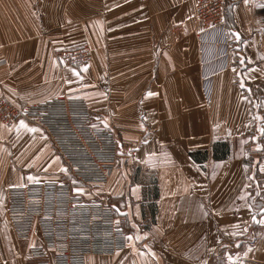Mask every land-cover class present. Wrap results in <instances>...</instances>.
<instances>
[{"label":"crops","instance_id":"1","mask_svg":"<svg viewBox=\"0 0 264 264\" xmlns=\"http://www.w3.org/2000/svg\"><path fill=\"white\" fill-rule=\"evenodd\" d=\"M82 47V67L56 56ZM0 63V99H82L130 151L106 186L129 247L87 264H264V0H230L225 31L194 0H0ZM29 122H0V264L41 244L15 236L8 190L59 181L53 156L26 174L47 151Z\"/></svg>","mask_w":264,"mask_h":264},{"label":"built area","instance_id":"2","mask_svg":"<svg viewBox=\"0 0 264 264\" xmlns=\"http://www.w3.org/2000/svg\"><path fill=\"white\" fill-rule=\"evenodd\" d=\"M229 1L194 0L195 20L207 30L225 31ZM173 29L182 30V25ZM56 56L67 67L93 60L89 47ZM19 119L36 122L46 131L75 181L85 187L109 185L120 163V141L113 130L94 122L84 100L60 97L18 107L0 99V122L10 126ZM7 215L18 239H30L39 231L41 244L29 250L36 264H87L88 257H111L129 247L116 207L104 198L76 193L63 180L10 188Z\"/></svg>","mask_w":264,"mask_h":264},{"label":"rangeland","instance_id":"3","mask_svg":"<svg viewBox=\"0 0 264 264\" xmlns=\"http://www.w3.org/2000/svg\"><path fill=\"white\" fill-rule=\"evenodd\" d=\"M30 124H34V125L38 126L36 122L35 123L29 122V124L26 126H30ZM11 126H13V125H10L8 127H11ZM46 139H47V142H46L47 151H44L41 154H36V155H34V157H32L33 160H37V162H33L31 164V162L33 161L32 160V161H28L26 164V174L28 176L29 175L39 176V175L43 174L45 172L47 160L52 158V156H53V158L56 159V161L53 164V168L58 173V175H56V176H58L59 180H63V181L71 183L72 186L74 187L76 193L87 196L88 199H90L91 196H94L96 199L104 198V200H106L109 204L114 205L113 199L111 198L110 194L106 193V187H98V188L85 187V186L81 185L80 183H78L77 181H75L72 178L71 174L69 173V170H68L65 162L63 161V159L58 155V153L55 152L53 146L51 145V143L49 141L47 134H46ZM129 152L130 151H128V147L121 145V157H120L119 166H122V165L125 166V164H126L125 161L127 160L128 156L130 155ZM123 162H124V164H123ZM124 168H126V170L128 172L133 173L131 171V169H128V167H124ZM150 189H151V186H150ZM118 214H119V218L121 220V224L125 227V229L127 231H129L128 229L130 227L128 226V223H127L128 221H127L126 216H124V214H122L120 212H118Z\"/></svg>","mask_w":264,"mask_h":264},{"label":"trees","instance_id":"4","mask_svg":"<svg viewBox=\"0 0 264 264\" xmlns=\"http://www.w3.org/2000/svg\"><path fill=\"white\" fill-rule=\"evenodd\" d=\"M227 21H228V13H227Z\"/></svg>","mask_w":264,"mask_h":264}]
</instances>
